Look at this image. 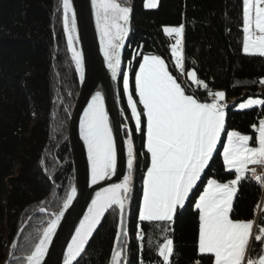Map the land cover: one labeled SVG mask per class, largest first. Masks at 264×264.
I'll list each match as a JSON object with an SVG mask.
<instances>
[{"label": "trees", "instance_id": "trees-1", "mask_svg": "<svg viewBox=\"0 0 264 264\" xmlns=\"http://www.w3.org/2000/svg\"><path fill=\"white\" fill-rule=\"evenodd\" d=\"M133 10L132 33L126 49L121 105L126 115L139 161L136 191L129 219L128 238L122 264H162L159 245L173 241L170 264H213V257L198 254L199 212L195 202L207 180L227 182L234 172L225 170L222 144L227 131L253 137V125L264 119V107L239 110L249 97L264 99V57L242 51V0H159L155 10H146L145 0H117ZM62 0H0V264L18 230H23L10 264H25L50 221L67 197V129L79 87L74 64L67 50L62 17ZM184 25L185 73L174 66L170 45L175 37L163 28ZM144 55L162 57L186 94L201 102L212 99L207 91H223L226 109L225 133L209 167L170 225L139 220L143 178L148 167L143 132L137 133L123 93V74L135 95V73ZM195 70L208 85L192 90L186 73ZM237 186L232 219L257 221L256 233L264 226L263 186L246 176ZM44 209V214H35ZM119 213L113 208L76 264H109L116 237ZM168 228V231L164 229ZM138 235L143 236L139 240ZM264 243L253 239L250 258H257Z\"/></svg>", "mask_w": 264, "mask_h": 264}, {"label": "snow or ice", "instance_id": "snow-or-ice-1", "mask_svg": "<svg viewBox=\"0 0 264 264\" xmlns=\"http://www.w3.org/2000/svg\"><path fill=\"white\" fill-rule=\"evenodd\" d=\"M95 9L97 29L101 33V50L111 70L112 79H117L121 64V49L129 32L131 9L121 6L117 0H92ZM145 8H156L157 0H145ZM65 33L69 24L75 29L76 17L71 0H62ZM242 51L247 55L264 57V0H242ZM165 34H174L175 43L170 45L174 66L181 74L185 73L183 32L184 25L164 27ZM69 49L73 51L77 70L83 79V59L79 52L72 49L73 37H68ZM189 80L197 86L208 89L206 82L198 79L193 69L186 73ZM264 84V78L259 81ZM123 90L135 122V131L144 134V147L150 157L143 179V199L139 206V220L144 222H164L170 225L178 208H183L190 193L197 187L205 169L209 167L221 136L225 133L227 107L223 91H207L211 102H201L194 95L186 94L185 89L169 71L165 60L158 55H144L135 73V95L129 88V75L123 74ZM253 106L264 107V99L249 97L239 104V109ZM253 137L238 131H227V140L222 144V158L225 170L234 172L235 178L227 182L216 179L207 180V185L195 202L199 212L198 254H211L214 264H245L249 242L253 236L254 221L232 219L233 201L238 184L246 179L249 165L264 166V119L253 125ZM80 134L87 147L88 161L91 166V182L110 179L116 173L117 149L113 127L105 110L104 96L97 91L88 104L80 121ZM127 170L121 183H113L97 191L87 215L75 230L72 243L64 264L73 261L83 252L86 243L97 228L104 214L114 206L118 207L120 221L116 233V246L113 248L111 264H121L124 254L126 201L130 199L132 172L135 152L131 131L128 133ZM252 176L264 186V177ZM76 196L75 187L71 188L63 203L67 209ZM44 209H41L43 212ZM64 212L55 214L35 250L27 257L28 264H41L48 244L55 234ZM168 231V228L164 229ZM255 241L264 243V226L259 228ZM143 240L142 235H138ZM15 247V244H13ZM158 254L162 264H170L173 254V241L165 238L159 245ZM199 264V262H197ZM246 264H264V250L257 258H248Z\"/></svg>", "mask_w": 264, "mask_h": 264}, {"label": "water", "instance_id": "water-1", "mask_svg": "<svg viewBox=\"0 0 264 264\" xmlns=\"http://www.w3.org/2000/svg\"><path fill=\"white\" fill-rule=\"evenodd\" d=\"M71 3L76 17L75 29L73 30L71 28V24H69V32L65 33L62 7L61 17L67 50L76 70L79 87V91L72 112L70 114L67 129V146L69 153L68 165L70 166L67 195L69 194L71 188L75 187L76 196L66 210L63 209L62 205L58 212L49 214L51 219H54L55 214H59L61 211L64 212L57 226L56 232L52 236L51 242L48 244L47 251L41 259V264H64L65 256L68 252V245L72 243V237L76 234L75 230L77 227H79L80 221L84 219L85 215H87L88 209L91 206L92 200L95 198L96 192L100 191L101 188L108 187L113 183H121L123 181V177L128 174L127 145L125 141L129 139L128 133L130 131V128L126 124H124L126 115L121 105L120 83L122 80L123 61L132 33L131 24L133 19V10L131 7L118 2L121 4V6L129 7L131 9V12L129 32L125 38L124 47L121 49V64L118 70L117 79L113 80L111 70L109 69L107 62L105 61L104 54L101 50V33L97 29L96 14L95 9L93 8L92 0H71ZM69 35L73 37L72 49H74L76 52H79L83 59V79H81L80 73L77 70L75 60L73 59V51L69 49ZM97 91L101 92L104 96L105 110L108 113L109 121L113 127V134L116 139L117 149V168L115 175H113L110 179H105L99 181L97 184H92L91 166L88 161L87 147L85 146L80 134V121L84 115L85 109H87L88 104L91 102L92 97L96 94ZM131 139L133 141L132 135ZM134 152L135 159L131 182L132 190L129 193L130 199L126 201L125 230L127 232V237L124 240V244L126 243V240L128 238L129 219L132 202L136 191L137 174L139 168V161L135 147ZM113 208H116L119 213L118 207L114 206ZM112 209H109L101 218L100 223L86 243L83 252L73 261V264H76L84 255L92 238ZM44 213L45 211L41 212V210H38L34 213V215ZM31 218L32 215L28 217L25 224L16 233V236L14 237V240L12 241V245L10 247V253L6 254L3 264H10V262L12 261L13 258L11 256V249L13 248V244L17 245V242L23 230L25 229ZM42 236L43 233L41 235V238ZM115 246L116 237L113 248ZM124 255L125 249L124 254H122L121 264L123 262ZM111 257L109 260V264H111ZM25 264H28L27 258Z\"/></svg>", "mask_w": 264, "mask_h": 264}, {"label": "crops", "instance_id": "crops-1", "mask_svg": "<svg viewBox=\"0 0 264 264\" xmlns=\"http://www.w3.org/2000/svg\"><path fill=\"white\" fill-rule=\"evenodd\" d=\"M247 55V54H246ZM249 56H259V55H249ZM143 60V59H142ZM142 62V61H141ZM139 70V67H138V69H137V71ZM136 71V72H137ZM170 71V70H169ZM190 82H192L191 80H189ZM122 87H123V82H122ZM123 93H124V90H123ZM124 97H125V99H126V103H127V107H128V100H127V97H126V95L124 94ZM137 99H138V101H139V97L137 96ZM141 106V108H142V105H140ZM138 107V106H137ZM256 107H260V106H256ZM238 109H239V107H238ZM128 110H129V113H130V117H131V109L128 107ZM139 110V109H138ZM239 110H241V109H239ZM242 111V110H241ZM225 112H226V109H225ZM132 119V118H131ZM133 121V123H134V125H135V122H134V120H132ZM257 135H258V133H256ZM223 135V134H222ZM221 138H222V136H221ZM227 140V139H226ZM250 144H251V141H250ZM252 145V144H251ZM218 146H219V144H218ZM218 146H217V148H218ZM252 146H256V145H252ZM145 152L147 153V151H146V148H145ZM147 156H148V166H149V164H150V157H149V155H148V153H147ZM252 166H254V165H249V169L251 170V168H252ZM206 170V169H205ZM248 171L247 173H246V176L247 175H249L250 173H251V171ZM231 171V170H230ZM144 179V178H143ZM142 186H143V184H142ZM236 195V194H235ZM234 198H235V196H234ZM142 199H143V190H142V198H141V203H142ZM234 202V201H233ZM140 203V204H141ZM186 203V202H185ZM179 209H182V208H178L177 210H179ZM177 212V211H176ZM262 212L264 213V204L262 205ZM256 225H257V221L256 222H254V227H253V236H252V238L250 239V242H249V245L252 243V241H253V239L255 238V233H256ZM203 255H208V256H212L211 254H203ZM213 257V264H214V256H212Z\"/></svg>", "mask_w": 264, "mask_h": 264}, {"label": "built area", "instance_id": "built-area-1", "mask_svg": "<svg viewBox=\"0 0 264 264\" xmlns=\"http://www.w3.org/2000/svg\"><path fill=\"white\" fill-rule=\"evenodd\" d=\"M183 52H184V48H183ZM199 87L200 86H197L196 84H194V85H192L191 89L192 90H197V89H199ZM207 102L210 103L211 102V99L208 100ZM223 103H226L227 106L229 104V102L227 100H224ZM252 168H255L256 175L257 176L264 177V166L256 165V166H253ZM251 176H252V173H251ZM252 178H254V177L252 176ZM263 202H264V186H263V193H262V202H261V205H262ZM250 246H251V244L249 245L248 254L246 255V258H245V264H246V260L248 258H250V255H249L250 254Z\"/></svg>", "mask_w": 264, "mask_h": 264}, {"label": "rangeland", "instance_id": "rangeland-1", "mask_svg": "<svg viewBox=\"0 0 264 264\" xmlns=\"http://www.w3.org/2000/svg\"><path fill=\"white\" fill-rule=\"evenodd\" d=\"M158 5H159V0H157V7H158ZM157 7L156 8H145L146 10H155V9H157ZM254 107H256V106H253L252 108H254ZM252 108H249V109H252ZM244 110H246V109H244ZM125 124V123H124ZM262 204H264V202L262 203ZM32 217H33V215H32ZM49 218L51 219V217L49 216ZM32 219V218H31ZM27 221V220H26ZM30 222V221H29ZM28 222V223H29ZM24 225V224H23ZM48 225V224H47ZM47 227V226H46ZM26 228V227H25ZM11 245H12V243L11 244H9L8 246H7V248H6V254H9L10 253V247H11ZM17 245H15V247H16ZM15 247H13L12 249H11V256H12V261H14L16 258H18V257H14L13 256V251H14V249H15ZM5 261V260H4Z\"/></svg>", "mask_w": 264, "mask_h": 264}]
</instances>
